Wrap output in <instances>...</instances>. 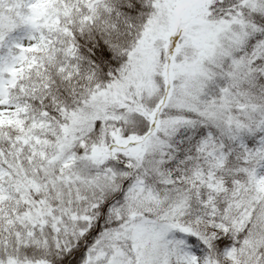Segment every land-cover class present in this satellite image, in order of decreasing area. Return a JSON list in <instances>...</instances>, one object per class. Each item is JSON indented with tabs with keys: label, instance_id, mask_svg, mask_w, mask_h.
Instances as JSON below:
<instances>
[{
	"label": "snow or ice",
	"instance_id": "obj_1",
	"mask_svg": "<svg viewBox=\"0 0 264 264\" xmlns=\"http://www.w3.org/2000/svg\"><path fill=\"white\" fill-rule=\"evenodd\" d=\"M0 264H264V0H0Z\"/></svg>",
	"mask_w": 264,
	"mask_h": 264
}]
</instances>
